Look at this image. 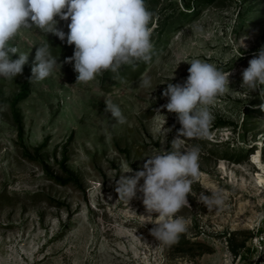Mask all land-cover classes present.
Here are the masks:
<instances>
[{"label": "rangeland", "instance_id": "obj_1", "mask_svg": "<svg viewBox=\"0 0 264 264\" xmlns=\"http://www.w3.org/2000/svg\"><path fill=\"white\" fill-rule=\"evenodd\" d=\"M145 3L152 13L151 61L106 71L87 84L75 83L74 62L64 63L74 52L66 36L61 41L24 29L10 42L18 48L12 58L29 54L22 74L0 77V264H255L249 240L264 228L256 227L264 184L257 183L262 171L253 157L264 163V85L252 93L240 85L242 70L264 47V0ZM55 19L67 35L70 20ZM46 41L58 65L45 80L29 82L36 47ZM193 59L233 74L230 90L210 108L208 135L186 138L185 149L200 150V175L190 208L177 213L187 231L178 243L161 246L149 234L153 225L140 227V217L129 212L147 215L142 194L127 205L117 199L115 180L133 174L125 173L128 165L142 170L160 148L171 150L181 126L161 107L168 102L161 93L168 83L183 84ZM145 78L151 87L142 86ZM26 82L27 98L14 106ZM106 101L120 107L126 123L104 111ZM165 118L172 131L161 143L157 130ZM215 189L224 193L225 205L207 211L195 198Z\"/></svg>", "mask_w": 264, "mask_h": 264}, {"label": "clouds", "instance_id": "obj_2", "mask_svg": "<svg viewBox=\"0 0 264 264\" xmlns=\"http://www.w3.org/2000/svg\"><path fill=\"white\" fill-rule=\"evenodd\" d=\"M55 17L70 20L67 35L56 27ZM151 20L152 13L147 9L145 0H0V77L13 80L22 74L29 53H21L17 59H12L18 48L11 46L10 42L24 29L51 33L61 41L66 36L67 44L74 45V52L64 63L74 62L73 69L77 73L75 83L87 84L106 71L115 74L122 66L135 67L138 62L148 63L154 48L149 27ZM50 48L47 41L36 47L29 82L45 80L58 65ZM233 51L236 58L242 57L239 49L234 47ZM188 64V76L183 84L168 83L161 93L168 101L161 107L175 113L181 126L171 141V150L160 148L145 160L142 170L133 172L128 165L125 173L133 174L121 175L115 180L117 199L127 205L136 198L137 191L142 194L147 215H137L128 207L129 212L140 217V227L153 225L149 234L161 246L178 243L180 235L187 231L185 218L177 216V213L184 207L190 208L188 196L193 192L194 178L200 175V150L198 147L185 149L186 138L208 135L214 119L210 108L219 96L230 90L229 77L233 74L231 70L224 72L200 59H193ZM61 66L59 64V69ZM241 77L240 87H246L249 93L264 85V47L248 61ZM142 86L151 87L150 78H145ZM104 111L110 113L117 123H126L120 107L111 101L105 102ZM156 111L160 113V109ZM165 123L166 118L157 130L164 137L161 143L172 131V128L164 127ZM141 180L143 183L138 188ZM195 199L207 211L222 209L226 202L220 189L207 194L201 192ZM153 213L157 215L153 217ZM262 223L264 213H258L256 227L259 228ZM136 238L142 240L139 236ZM261 254H264V247H260L256 259Z\"/></svg>", "mask_w": 264, "mask_h": 264}, {"label": "built area", "instance_id": "obj_3", "mask_svg": "<svg viewBox=\"0 0 264 264\" xmlns=\"http://www.w3.org/2000/svg\"><path fill=\"white\" fill-rule=\"evenodd\" d=\"M249 243L251 250L258 254L260 247H264V228L257 229L251 236ZM255 264H264V254H261L259 259L255 260Z\"/></svg>", "mask_w": 264, "mask_h": 264}, {"label": "trees", "instance_id": "obj_4", "mask_svg": "<svg viewBox=\"0 0 264 264\" xmlns=\"http://www.w3.org/2000/svg\"><path fill=\"white\" fill-rule=\"evenodd\" d=\"M177 14L180 16L179 18L184 17L183 12H181V11H180L179 13H177ZM12 59H14V58H12ZM141 68H142V66H140V67L138 68L137 73H140ZM137 73H135L133 77H135V76L137 75ZM29 88H30V84H29V82H26L25 84H23V86H22V88H21L19 94H18V95L15 97V99H14V102H13V105H14V106H15L17 103H19V102H21V101H23L24 99L27 98V96H28V94H29ZM59 181H60L61 183H63V180H58V182H59ZM240 248L244 249V243L241 244ZM232 253H233L234 256H236V255L238 254V251H237L236 249H232Z\"/></svg>", "mask_w": 264, "mask_h": 264}, {"label": "bare ground", "instance_id": "obj_5", "mask_svg": "<svg viewBox=\"0 0 264 264\" xmlns=\"http://www.w3.org/2000/svg\"><path fill=\"white\" fill-rule=\"evenodd\" d=\"M257 157H258V154L253 157V161L258 163V165L262 171V174L257 175V183L258 184H264V163H261L260 161H258Z\"/></svg>", "mask_w": 264, "mask_h": 264}]
</instances>
